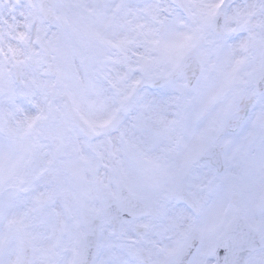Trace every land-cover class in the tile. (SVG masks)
I'll return each mask as SVG.
<instances>
[{"label": "snow or ice", "instance_id": "6c2138e0", "mask_svg": "<svg viewBox=\"0 0 264 264\" xmlns=\"http://www.w3.org/2000/svg\"><path fill=\"white\" fill-rule=\"evenodd\" d=\"M0 264H264V0H0Z\"/></svg>", "mask_w": 264, "mask_h": 264}]
</instances>
